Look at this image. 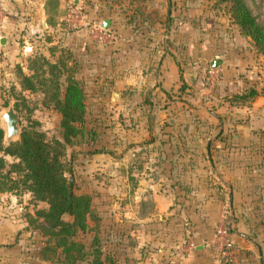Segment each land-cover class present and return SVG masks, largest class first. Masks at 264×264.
<instances>
[{"label":"rangeland","instance_id":"obj_1","mask_svg":"<svg viewBox=\"0 0 264 264\" xmlns=\"http://www.w3.org/2000/svg\"><path fill=\"white\" fill-rule=\"evenodd\" d=\"M88 1L96 5L99 1L105 9L113 7L117 18L122 23L128 22V32L140 34L141 38H146V6L160 5L161 20L165 21L163 0ZM169 1L172 6L176 4L175 0ZM180 1L182 7L193 5L196 9L192 11L201 9L200 15L209 17L212 30L207 41L219 36L225 43L224 50L216 57L221 59L220 63L208 67L207 62H203L206 67L199 71L196 86L192 84L193 87L179 92L175 87L168 96L163 95L165 98H151L146 102V75L126 79L130 85L101 88L100 78L94 77V65L88 66L82 56L65 50L63 45L51 43L41 49L40 43L29 42L21 54L23 48L19 42L10 48L0 45V114L11 106L16 113L17 128L20 122L29 124V120H35L36 126L48 137L59 136L58 110L52 103H43L39 89L21 88L18 69L30 74L26 66L34 55L42 54L50 61L69 55L66 66L72 65L74 77L80 80L84 90L83 134L77 135L65 152L66 159L70 160L69 178L73 192L90 196L91 209L98 216L96 223L87 219V228L78 230L74 236L84 244L86 252L90 250L93 236L97 235L100 259L104 264H193L197 242L206 240L200 233L209 231L211 251L199 264H259L257 251L264 264V190L254 186L264 184V101L258 104L255 101L257 95L264 96V54L233 20L230 2ZM243 2L264 28V0ZM63 70L58 79L60 90H63L66 74ZM112 90L118 91L117 99L111 98ZM203 118L213 120L216 130L222 122L220 134L233 137V142L223 143L222 152L235 157L240 156V152L243 154L240 160L229 157L222 162L216 159L217 167L249 168L248 178L237 176L239 185L247 188L248 196L244 200L242 197L234 200L236 220L231 216L227 199L218 200L223 192V189L220 193L216 190V185L220 184L218 176L206 173L203 167L208 164L206 158L194 157L195 152L202 151L204 143H188L192 146V159L189 153L180 158L175 155L183 151L180 143L159 142L164 124H167L168 137L184 139L203 125ZM246 124L253 140L242 143L238 138L248 133ZM0 125L3 129L1 118ZM199 131L204 134L203 129ZM209 131L208 135L215 132L214 128ZM17 136L18 133L7 140L4 134L3 145ZM217 150L214 145L211 147L212 152ZM0 155L7 161L13 159L4 151H0ZM167 159L171 162H165ZM201 167L205 169L203 172ZM188 182L195 189L201 188V192L198 190L199 194L195 195L191 190L189 195L184 190ZM240 186L236 188L239 195L246 189ZM158 191V199L170 195L173 201L167 207L159 205V211L155 207L146 217V200H152ZM202 192L215 199L207 202L206 209L202 205L205 202H202ZM0 203V216L16 217L20 228L10 244L0 247V264H66L58 250L49 259L39 255V248L47 236L36 225L40 219L33 220V210L45 207L44 202L34 203L29 193L22 191L18 194L1 192ZM237 225L254 244L252 251L249 256L236 254V243L232 240L233 253L228 258L222 257L214 241L217 229L228 227L229 236L234 237L232 226L236 228ZM75 264H91V255L86 254Z\"/></svg>","mask_w":264,"mask_h":264},{"label":"crops","instance_id":"obj_2","mask_svg":"<svg viewBox=\"0 0 264 264\" xmlns=\"http://www.w3.org/2000/svg\"><path fill=\"white\" fill-rule=\"evenodd\" d=\"M65 1L0 0V45L4 48H10L21 42V47L23 48L20 51L21 54L28 47L29 42L40 43L39 48L41 49L46 48V45H52L51 43L63 45L65 50L82 56L88 66L94 65V77L100 78L101 88L112 87L115 89L119 88L120 85H130L126 79L132 80L133 76L141 77L146 75V102L151 98H165L164 96H168L175 87L179 92L185 89L188 90L189 87L191 88L194 85L196 86L199 71H203L202 67H206L203 62H207V66L210 67L208 64L210 59L216 58L217 54L224 50L225 43L221 42L219 36L212 37L211 40L207 41L208 33L212 30L209 17H206L205 14L200 15L201 9L196 12L192 11L196 9L193 5L184 4L186 6L182 7L180 0H175L176 4L173 6L169 0H163L166 4L164 22L161 20L160 5L146 6V38H141L140 34L129 33L128 22L122 23V20L118 19L113 12V7L105 9L99 1L96 5L89 3L88 0H72L83 8L84 20L89 25L86 24L76 30L68 29L61 21ZM105 20L107 21L106 27L102 25ZM101 27H104V29L101 30ZM99 33L101 37L97 36ZM132 85L136 87L134 84ZM111 98H118L117 90L111 91ZM255 101L257 104L264 101V96L257 95ZM165 106L161 109L165 110ZM203 119H205L202 122L203 125L196 128V131L184 139H178L173 135L168 137L165 133L167 124L163 125L164 128L161 124L160 126L163 129H160V135L162 136H160L161 138L159 137V142L204 143L203 152H195L194 157L198 159L206 158L208 164L203 166L206 169V173H216L220 184L219 186L214 184V186L216 185V190L219 193L223 189L222 194L218 195V200L227 199L231 216H234L232 218L236 220L237 214L235 213L234 200L237 199L238 201V197H242L244 200L248 196L247 192H245L247 188L239 185L240 180L237 176L241 177V175H244L248 178L249 168L217 167L216 159H221L222 162H226L224 160L229 157L240 160L243 154L240 152L238 153L240 156L235 157L222 152L220 149H222L223 143L225 141L233 142V137L231 135H222V138L218 139L216 134L222 132L218 131L222 129V122L219 123V128L216 130L217 124H213V120ZM245 126L247 129L246 133H248L244 137L238 138L239 140L242 139V143L250 139L253 140L247 124ZM200 128L203 129L202 133L204 134H200ZM213 128L215 132H218L211 134L210 132ZM208 130H210V135L207 134ZM213 145L218 148L217 151H211ZM188 153L192 155L190 158L193 159V152L190 151ZM180 157L182 156L180 155ZM180 157L178 156V158ZM184 157L187 158V156ZM203 167H201L202 172L205 170ZM215 183L218 184V181L216 180ZM255 185L258 189L264 190V184L257 183ZM186 186L190 188V192L193 190L195 195L199 194L198 190L201 192V188L195 189L189 182ZM199 186L201 187L202 184H199ZM238 186L241 189L246 188L241 195L236 193ZM204 189L206 190V187ZM187 193L185 195L189 194ZM158 194H160L159 191L154 193L152 200L147 198L152 202V211L155 210V207L159 211L161 205L167 207L173 201L170 195L165 198L161 196L163 200H160L157 197ZM200 195L203 196L204 192L200 193ZM210 200L214 201L215 199L208 196V194L203 196L202 202L205 201V204L203 203L202 205L205 206V209L207 208V202H210ZM159 201H163V203L159 204ZM7 216H0V247L3 248H5L6 243H11L12 237L20 229L17 218ZM233 225L235 227L234 223ZM234 227L232 226L234 237H231L236 243L235 253L239 255L245 253L249 256L254 244L242 232L241 227H238V225L236 228ZM200 235L206 240L202 239L197 242L194 251L196 255L193 254V264H199L202 258H206L211 251L208 243L211 236L209 231L201 232ZM257 254L259 256V264H262L260 251H257ZM187 255L189 256L190 254ZM173 264L182 263L174 262Z\"/></svg>","mask_w":264,"mask_h":264},{"label":"trees","instance_id":"obj_3","mask_svg":"<svg viewBox=\"0 0 264 264\" xmlns=\"http://www.w3.org/2000/svg\"><path fill=\"white\" fill-rule=\"evenodd\" d=\"M220 1L230 2L229 11L233 20L245 35L250 36L257 50L264 54V28L256 22L243 0ZM66 58H70L69 55L50 61L38 54L28 60L26 67L30 74L18 69L21 88L39 89L43 103H52L58 110L60 131L59 136L48 137L36 126L35 120H29V124L20 122L17 138L4 146V132L0 125V151L13 158L7 161L0 155V193L27 191L32 202L46 204L33 210V220L40 219L36 225L47 236L44 245L39 248L41 257L49 259L58 250L62 262L66 264H75L86 254L91 255V264H104L100 259L97 235L93 236L89 252H86L82 242L74 239L78 230L87 228V219L96 223L98 216L91 209L90 196L73 192L69 178L70 160L66 159L65 152L76 136L83 134L84 90L80 80L74 77L72 65L66 66ZM61 69L66 72L63 90H60L58 81ZM251 92L254 93L253 90ZM216 137L222 138L220 132ZM180 145L183 151L175 153L176 156L192 150L188 142H181ZM165 162L171 161L167 159ZM184 186V190L190 194V188ZM146 205L147 215L152 211V202L146 200Z\"/></svg>","mask_w":264,"mask_h":264},{"label":"built area","instance_id":"obj_4","mask_svg":"<svg viewBox=\"0 0 264 264\" xmlns=\"http://www.w3.org/2000/svg\"><path fill=\"white\" fill-rule=\"evenodd\" d=\"M61 21L68 29L71 30H76L82 26H85L86 24L89 25L84 20L83 9L72 0L65 1L64 12L61 16ZM103 29L104 27H101V30ZM97 36L101 37V34L99 33ZM227 230L228 227H219L217 229V236L214 238V241L217 242L219 254L226 258H228L233 253L232 239L229 236L230 231Z\"/></svg>","mask_w":264,"mask_h":264},{"label":"water","instance_id":"obj_5","mask_svg":"<svg viewBox=\"0 0 264 264\" xmlns=\"http://www.w3.org/2000/svg\"><path fill=\"white\" fill-rule=\"evenodd\" d=\"M102 25L104 27H106L107 26V21L105 20L102 23ZM220 62H221L220 58H212V59H210L208 64H209L210 67H213V66L217 65ZM0 118L3 121V130H4L5 138L7 140H10L11 137L17 135V133H18L16 113H15L14 109L11 106L7 107L0 114Z\"/></svg>","mask_w":264,"mask_h":264}]
</instances>
